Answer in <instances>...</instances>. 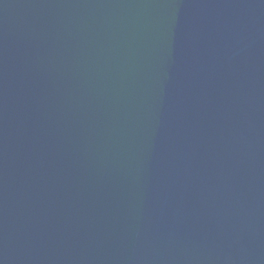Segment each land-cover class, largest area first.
I'll return each mask as SVG.
<instances>
[{
  "label": "water",
  "instance_id": "95a60500",
  "mask_svg": "<svg viewBox=\"0 0 264 264\" xmlns=\"http://www.w3.org/2000/svg\"><path fill=\"white\" fill-rule=\"evenodd\" d=\"M0 264H264V0H0Z\"/></svg>",
  "mask_w": 264,
  "mask_h": 264
}]
</instances>
